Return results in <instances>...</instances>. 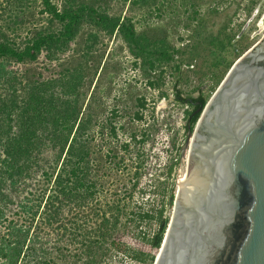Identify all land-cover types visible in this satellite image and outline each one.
<instances>
[{"label": "trees", "instance_id": "obj_1", "mask_svg": "<svg viewBox=\"0 0 264 264\" xmlns=\"http://www.w3.org/2000/svg\"><path fill=\"white\" fill-rule=\"evenodd\" d=\"M105 1L0 0V9H9V19L0 24V87L5 86L0 92V264H111L113 253L154 264V254L131 248L121 236L132 223L143 221L156 220L157 229L147 243L157 250L162 245L174 197L168 181L177 160L170 162L161 180L166 199L160 207L133 212L145 174L141 158L133 155L131 168L124 153L137 134L132 131L120 143L110 120L98 124L95 95L86 102L93 67L88 56L102 36L121 34L143 56L148 73L159 70L153 87L164 85L168 68L175 101L189 107L187 131L194 129L197 111L208 97L202 85L188 93L181 88L187 61L179 60L181 50L138 32L131 18L109 14ZM85 27L90 30L82 42V59L74 60L75 49L62 60ZM23 29L27 32L20 43L9 37V31ZM41 56L51 75L34 65ZM14 64L22 68L14 69ZM196 92L197 98L187 100ZM138 104L145 106L144 100Z\"/></svg>", "mask_w": 264, "mask_h": 264}, {"label": "rangeland", "instance_id": "obj_2", "mask_svg": "<svg viewBox=\"0 0 264 264\" xmlns=\"http://www.w3.org/2000/svg\"><path fill=\"white\" fill-rule=\"evenodd\" d=\"M2 6L5 9H0V24L9 19V9ZM103 6L109 14L131 18L138 32H145L152 40L163 39L172 50H181L179 60H187L181 88L188 93L202 85L207 101L233 64L264 35V0H157L155 5L106 0ZM256 11L244 38L237 41L236 36L242 24ZM36 12L39 18L40 11ZM226 14L229 18L225 25H219L218 20ZM89 30V27L81 30L62 60L73 56L75 49L78 55L74 60L82 59V42ZM9 32V37L20 43L27 31ZM91 54L93 56L89 55L88 58L93 67L88 75L90 86L86 102L92 94L95 95L97 110L101 113L98 124L110 120L118 128L117 140L120 143L129 139L132 131L137 134L130 147L123 152L131 168L134 166L131 161L133 155L140 157V171L145 174L133 199L137 205H132V211L157 210L166 199V193L163 192L166 184L162 185L161 180H165L167 166L179 157V151L187 144L188 132L185 126L186 110L189 107L175 101L172 89L174 79L168 68L165 69L164 85L161 88L153 87L159 70L148 73L143 56L137 55L138 52L132 50L121 34L102 36ZM34 65L44 69L45 74H52L50 67L45 64L44 56ZM17 67L20 69L22 65L14 64L13 68ZM165 91L167 96L162 94ZM0 92H5V86L0 87ZM139 100H144V107L138 104ZM138 114L140 119H137ZM106 138L111 139L109 134ZM142 138L147 140L143 142ZM181 171L182 168L176 169L168 181L173 194L177 192ZM172 212L173 204L167 208L169 218ZM131 226L121 235L124 242L135 250L157 256L159 250L151 248L147 243L157 229L156 220L136 222ZM111 264L147 263L113 253Z\"/></svg>", "mask_w": 264, "mask_h": 264}, {"label": "water", "instance_id": "obj_3", "mask_svg": "<svg viewBox=\"0 0 264 264\" xmlns=\"http://www.w3.org/2000/svg\"><path fill=\"white\" fill-rule=\"evenodd\" d=\"M197 112L154 264H264V42Z\"/></svg>", "mask_w": 264, "mask_h": 264}, {"label": "flooded vegetation", "instance_id": "obj_4", "mask_svg": "<svg viewBox=\"0 0 264 264\" xmlns=\"http://www.w3.org/2000/svg\"><path fill=\"white\" fill-rule=\"evenodd\" d=\"M257 12L258 11H256L255 13H253V14H251L246 20H245V22L242 24V26H241V28H240V30L238 31V34H237V36H236V40L237 41H240V40H242L243 38H244V36H245V34H246V32H247V30H248V28H249V26L251 25V22L253 21V19H254V15L256 16V14H257ZM229 18V16L226 14V15H224L223 16V19L221 20H218V22L217 23H219V25H225V22H226V19H228ZM235 40V41H236ZM264 42V35L262 36V38L254 45V46H252L250 49H248V50H251V49H255V48H257L260 44H262ZM247 50V51H248ZM246 51V52H247ZM203 92H204V89H203ZM205 93V92H204ZM199 96V92H196V93H193V94H191L190 96H187V100H190V101H192V99L193 98H197ZM199 103V101H197V102H195V104H198ZM186 124H188V121L186 122ZM195 128V127H194ZM187 132H189V129H188V131ZM188 134V133H187ZM189 141L191 142V139L190 140H188V136H187V139H186V141H185V143L187 142V143H189ZM185 147V148H184ZM179 157H178V159H176L177 160V164H176V166H175V168H174V171H176V169L177 170H179L180 168H182V171H181V174L183 173V171L184 170H186V172H187V174H188V157H189V154H190V146H188L187 144H186V146H183L182 148H181V150L179 151ZM174 171H173V173H174ZM173 175V174H172ZM181 179V178H180ZM180 179H179V181H177V186H179V184H180ZM174 195H175V193H174Z\"/></svg>", "mask_w": 264, "mask_h": 264}, {"label": "bare ground", "instance_id": "obj_5", "mask_svg": "<svg viewBox=\"0 0 264 264\" xmlns=\"http://www.w3.org/2000/svg\"><path fill=\"white\" fill-rule=\"evenodd\" d=\"M188 172H189V170H188ZM187 178H188V174H187L186 170H184L182 175H181L179 188H181L183 186V184L187 181Z\"/></svg>", "mask_w": 264, "mask_h": 264}]
</instances>
